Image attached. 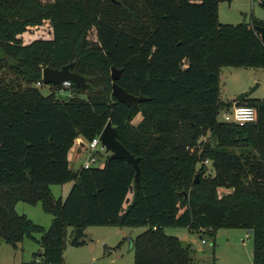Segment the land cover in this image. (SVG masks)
<instances>
[{"label": "trees", "instance_id": "obj_1", "mask_svg": "<svg viewBox=\"0 0 264 264\" xmlns=\"http://www.w3.org/2000/svg\"><path fill=\"white\" fill-rule=\"evenodd\" d=\"M218 1L0 0V61L33 83L44 67L72 62L91 86L72 84L86 97L59 99L0 80V240L15 247L29 238L42 248L22 264H65L68 235L70 245L81 246L74 229L88 226H144L130 240L134 264H194L191 248L166 234L168 226L212 243L219 228H244L251 230L252 264H264V99L237 97L255 108L252 122L217 119L230 105L219 98L220 68L264 69L256 30L264 19L221 23ZM43 20L52 37L23 44L18 34ZM111 66L121 69L118 85L145 96L138 107L111 94ZM108 121L139 158L137 184L134 167L107 153L102 164L72 168L75 141H91ZM207 133L211 141L199 147ZM68 182L66 196L55 199L50 186ZM219 187L230 192L219 195ZM19 201L40 203L50 226L18 214ZM213 257L209 264H218Z\"/></svg>", "mask_w": 264, "mask_h": 264}, {"label": "rangeland", "instance_id": "obj_2", "mask_svg": "<svg viewBox=\"0 0 264 264\" xmlns=\"http://www.w3.org/2000/svg\"><path fill=\"white\" fill-rule=\"evenodd\" d=\"M264 19V8L258 0H219L218 1V20L221 23H250L252 20ZM93 33L91 34V36ZM94 36V35H93ZM49 22L43 20L39 25L28 26L26 30L18 34V38L23 44H27L34 39L51 38ZM0 80L15 91L22 90L24 87H37L43 95L53 93L59 99H65L72 95H77L72 89L61 91L60 88H51L49 85L37 86L36 83L28 82L18 70L7 62L0 61ZM256 88L250 91L255 85ZM100 86H97V89ZM219 98L223 102H229L226 108H221L217 119H222L223 109H230L238 104L237 97L247 96L249 98L264 99V69L247 66H222L219 70ZM78 97H86L85 93H80ZM245 105V104H241ZM141 119V113H135L130 122L137 124ZM210 142L209 134L199 138V147L201 144ZM77 150V141L69 151L70 159L73 161L72 168L75 170L83 164L89 151ZM238 151L237 149H235ZM93 152V151H92ZM76 156H74V155ZM104 155L101 146L94 149L96 163L93 166L101 164L97 156ZM74 156V159H73ZM210 170V162L205 161ZM70 183V182H69ZM69 183L53 184L50 186L51 195L57 199L64 198L68 192ZM71 184V183H70ZM219 195L227 194L230 189L219 187ZM133 192L128 193V202L132 200ZM125 202V206L128 204ZM15 211L18 214H24L34 223L48 228L52 221V215L45 212L40 203L29 204L19 201L15 204ZM145 229L144 226H88L84 229L85 243L74 247L70 245V236L68 235L66 247L63 252L65 264H134L133 253L130 248V240ZM168 235L176 236L182 244L187 245L192 250L194 264H209L213 259L218 264H252L253 243L250 233L244 228H219L215 233V240H212L206 234L200 237V233L189 231L187 227L168 226L164 228ZM71 229L68 228V233ZM39 237V234H35ZM204 239L206 242L202 241ZM42 248L40 244L32 239L23 238L15 247L0 240V264H22L30 262L33 254L40 253ZM38 261L40 257L37 256Z\"/></svg>", "mask_w": 264, "mask_h": 264}, {"label": "water", "instance_id": "obj_3", "mask_svg": "<svg viewBox=\"0 0 264 264\" xmlns=\"http://www.w3.org/2000/svg\"><path fill=\"white\" fill-rule=\"evenodd\" d=\"M116 1V0H111ZM229 1V0H228ZM256 30L259 33L261 41L264 43V27L257 26ZM72 62L62 65L60 68H52V67H44L41 71V78L44 85H58L63 81L69 80L72 84L79 89H90V84L86 81V78L71 70ZM121 73V69H118L114 66L110 67V78H111V94L120 102L125 103L127 105H133L134 107L139 106V102L145 100V96L143 95H134L128 93L125 89H123L117 83V79L119 78ZM257 84L250 90L253 91L256 88ZM99 140L101 145L104 147L105 153L108 154V160L111 159H124L129 162L135 169V184H137L138 175H139V165L138 157H134L124 145L117 139V130L114 126H112L111 122L108 121L106 125L100 132ZM86 143L82 140H77V150L82 151L85 150ZM74 155V154H73ZM76 156V155H74ZM73 156V159H74ZM71 163L73 161L71 160ZM264 165V164H263ZM49 199H52L51 195L48 196ZM248 233H251V230H248ZM85 235L83 228L77 227L74 229L73 238H83Z\"/></svg>", "mask_w": 264, "mask_h": 264}, {"label": "built area", "instance_id": "obj_4", "mask_svg": "<svg viewBox=\"0 0 264 264\" xmlns=\"http://www.w3.org/2000/svg\"><path fill=\"white\" fill-rule=\"evenodd\" d=\"M261 1V0H258ZM37 86L44 85L42 78L41 80L36 82ZM60 90L64 91L71 88L72 82L69 80L63 81L60 84ZM222 120L229 122V123H235L239 125H243L247 122H252L256 118V110L254 107L249 105H233L230 109H223L222 111ZM100 133H98L94 138L91 139V141L86 142V148L85 150L89 151V154L86 159H84L83 164L81 166L87 168L90 166H93L94 163H96V157L94 156V149L99 145L101 146V149L104 150V147L101 145L99 140ZM93 151V152H92ZM202 241L205 243L206 241L202 239Z\"/></svg>", "mask_w": 264, "mask_h": 264}, {"label": "crops", "instance_id": "obj_5", "mask_svg": "<svg viewBox=\"0 0 264 264\" xmlns=\"http://www.w3.org/2000/svg\"><path fill=\"white\" fill-rule=\"evenodd\" d=\"M77 140H81L80 138H78ZM76 140V141H77ZM106 156H107V154L105 153V151H104V155H99V156H97V158L100 160L99 162L102 164L103 163V161H104V159L106 158ZM70 162H71V159H70ZM69 183V182H68ZM71 183V184H70ZM69 183V186H68V190H69V188L71 187V185H72V182H70ZM51 190V189H50ZM71 229V228H70ZM83 231H84V229H83Z\"/></svg>", "mask_w": 264, "mask_h": 264}]
</instances>
